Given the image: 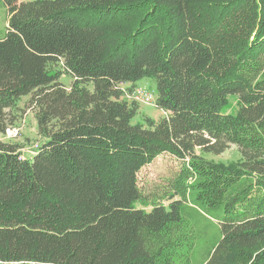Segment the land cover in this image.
<instances>
[{
	"label": "trees",
	"instance_id": "1",
	"mask_svg": "<svg viewBox=\"0 0 264 264\" xmlns=\"http://www.w3.org/2000/svg\"><path fill=\"white\" fill-rule=\"evenodd\" d=\"M1 1L0 264H177L195 240L180 200L135 206L163 153L219 215L202 264H264V0ZM143 78L166 114L134 123ZM25 97L29 152L5 135Z\"/></svg>",
	"mask_w": 264,
	"mask_h": 264
},
{
	"label": "rangeland",
	"instance_id": "2",
	"mask_svg": "<svg viewBox=\"0 0 264 264\" xmlns=\"http://www.w3.org/2000/svg\"><path fill=\"white\" fill-rule=\"evenodd\" d=\"M31 1V0H21ZM7 26V13L3 2L0 0V39L5 35ZM62 83L68 87L71 83L69 76L61 78ZM123 88L127 84L121 85ZM137 86H142L146 90L155 93V82L152 78H143L138 81ZM27 97L22 98L20 108L22 111L19 114L18 124L10 128L9 134L14 136L12 143L21 146L23 151L29 152L34 149L36 144H41L43 139L38 136L35 119L30 109L26 108ZM137 114L132 122L144 123V119L149 117L153 120L161 118L165 111L156 107L154 104L139 103ZM236 146L231 145L223 153L214 155L202 153L196 149V156L205 162H224L228 163L239 158L236 151ZM26 156V154H25ZM187 160V158H186ZM182 168L181 160L177 159L170 153H163L157 156L152 162L143 166L138 174V185L146 196L145 199L135 203L137 208L149 211L152 206L161 204L168 205L171 201L180 200L181 212L184 220L190 226L194 233L195 240L189 249H184L177 254L174 261L177 264H202L205 259L206 252L220 238L219 222L217 212L205 207V204L195 205V195L185 186L193 185L196 175H185L186 179L178 176ZM176 191L177 194H174ZM174 194L173 196H171Z\"/></svg>",
	"mask_w": 264,
	"mask_h": 264
},
{
	"label": "built area",
	"instance_id": "3",
	"mask_svg": "<svg viewBox=\"0 0 264 264\" xmlns=\"http://www.w3.org/2000/svg\"><path fill=\"white\" fill-rule=\"evenodd\" d=\"M130 98L132 100L138 102V103H146V104H154V101H155L154 93L151 92V91L146 90L144 87H141V86H136L132 90V92L130 94ZM164 114H166V112H164ZM9 130H10V128H7L5 130V135L7 137H14V136H16L15 133H13V135L9 134Z\"/></svg>",
	"mask_w": 264,
	"mask_h": 264
}]
</instances>
